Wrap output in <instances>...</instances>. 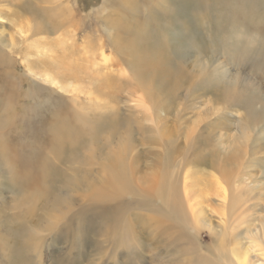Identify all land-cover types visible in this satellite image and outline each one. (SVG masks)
<instances>
[{
  "label": "rangeland",
  "instance_id": "rangeland-1",
  "mask_svg": "<svg viewBox=\"0 0 264 264\" xmlns=\"http://www.w3.org/2000/svg\"><path fill=\"white\" fill-rule=\"evenodd\" d=\"M27 1L0 0V33L15 35L24 43L19 42L18 46L22 53L31 40L37 39L28 35L30 42L26 43L17 34L18 28L23 26L19 23L28 21L18 5ZM41 1L43 8L52 6L55 1L59 3V0ZM61 1L65 4L68 0ZM104 1L71 0L74 18L81 24L75 36L76 51L80 52L88 43L87 39L100 36L104 30L101 20L110 14ZM206 3L204 9L196 0H168V71L171 72L168 77L171 79L168 78L164 89L168 90V95L163 90L164 93L154 99L143 97L142 90H133L131 72L124 66L123 72H111L121 81L120 92L115 97L109 95L115 90L106 89L105 100L94 94L93 102L83 106L85 110L97 104L107 106L100 112L113 117L100 121L103 125L97 126L98 138L81 152L82 158L88 156V159L79 166L78 173H71L68 166L61 167L69 176L80 178L82 181L77 184L84 190L96 184L91 194L108 200L102 208L124 206V217L117 230L112 234L90 230L87 233L79 218L80 210L86 207L97 213L95 210L101 208L72 194V207L65 206L60 213L51 215L44 212L46 222L39 233L38 250H33L24 264H168L169 236L183 227L182 222L171 216L168 197L182 199L184 187L202 208L217 207L215 199L226 191L229 197H246L245 209L254 208V211L246 210L248 223L251 224L254 216L264 217V0H209ZM245 12L252 17L238 16ZM62 18L67 19V14ZM94 46L97 47L95 42ZM105 53L116 64L115 54L108 49ZM36 59L43 60V57ZM20 63L14 57L9 68L17 74L16 78L25 75L26 69ZM222 73L227 76L226 80L219 78ZM176 81L182 86L179 85L174 97L170 93ZM84 84H91L92 88L99 82L87 80ZM44 93L48 95L49 91ZM56 93L55 90L53 100L45 103L38 114L45 118L53 114L55 105L63 98L71 104L68 94ZM158 102L163 106L155 110ZM32 103L24 102V105ZM93 114L91 111L87 117L91 120ZM192 144L196 148L186 156L179 154L178 151L186 152ZM171 149L178 151L170 158ZM227 155L233 157L230 164L224 162ZM202 156L208 163L201 164ZM104 166L113 174L115 184H111L116 192L105 189L101 177ZM229 166L235 167L230 169ZM117 171L120 176L116 175ZM5 179L0 172V181L6 182ZM219 182L226 189L224 185L222 189ZM141 201H154L158 209H140ZM256 202L262 207L254 206ZM243 226L245 229V224ZM66 230L69 237L60 238L59 234ZM206 234L200 233L201 242L210 245ZM6 256L0 255V264H17L10 254Z\"/></svg>",
  "mask_w": 264,
  "mask_h": 264
},
{
  "label": "bare ground",
  "instance_id": "bare-ground-1",
  "mask_svg": "<svg viewBox=\"0 0 264 264\" xmlns=\"http://www.w3.org/2000/svg\"><path fill=\"white\" fill-rule=\"evenodd\" d=\"M207 1L196 0L199 7L204 6V9ZM41 2L29 0L18 5L28 20L27 24L19 23L23 25L17 31L19 39H25L28 43V35L37 38L29 41L24 53L21 48L18 49L21 41L15 35L0 33V172L6 177V182L0 181V255L6 258L7 253L10 254L17 264H24L28 255L38 250L39 233L46 222L44 212L51 215L60 213L65 206L72 207V194L101 208L95 210L97 213L88 211L86 207L80 210L79 218L87 233L90 230L92 233L101 234L104 231L112 234L117 230L124 217V206L102 208L108 200L91 194L96 184L90 185V190L82 189L77 184L82 180L79 181L80 178L74 175L69 176L61 166H68V170L76 174L80 171L79 166L88 159V156L82 158L81 152L98 138L97 126L101 127L103 124L100 121L108 119L110 115L105 116L100 112L105 111L107 106L97 104L87 110L83 106L93 102L94 94L105 100L106 89L115 90L109 94L112 98L120 92L121 81L111 72H123L126 66L127 72H131L130 85L135 86L133 90H142L143 97L152 99L164 93L165 83L170 78L168 73H171L168 71V0H105L110 14L101 20L104 30L100 36L87 39L88 43L80 52L75 49V36L81 24L73 15L71 0L65 4L61 0L59 3L55 1L47 8L41 7ZM66 14L68 18H62ZM238 16L242 19L252 17L248 12ZM49 36L58 37L50 39ZM94 42L96 48L92 47ZM107 49L115 54L118 60L116 64L105 55ZM39 56L43 60H35ZM14 57L25 67L24 76L22 74L16 78L17 74L10 70ZM106 70L109 73L104 72ZM220 75L221 80L227 79L225 74ZM87 80L98 81L99 84L90 88L91 84H84ZM176 82L170 93L174 97L181 85ZM55 90L56 94H68L71 104L65 98L60 99L55 105V112L45 118L37 112L40 109L41 113L44 104L53 100ZM47 91L48 95L44 93ZM165 94L168 95V90ZM24 102L33 103L24 105ZM162 106L158 102L155 110ZM91 111L94 114L90 120L87 115ZM194 144L186 152L171 149L170 158L175 151L186 156L187 152L196 148ZM256 148H253L255 152ZM231 157L225 156L224 162L230 164L233 161ZM199 161L206 164L209 160L202 156ZM101 172L105 189L116 192L111 184H115L113 174L105 166ZM219 184L224 185L222 182ZM182 197L179 200L173 195L168 197L171 216L183 225L177 233L170 232L173 234L168 239V264H264V217L253 215L251 224L247 222L246 210L254 211V208L245 209L246 197H229L224 191L219 199H215L217 207L210 208L208 205L207 209L192 200L187 187H184ZM257 202L254 206L262 207ZM139 203L140 209H158L154 201ZM201 232L207 233L210 245L201 242ZM59 236L69 237V230Z\"/></svg>",
  "mask_w": 264,
  "mask_h": 264
}]
</instances>
